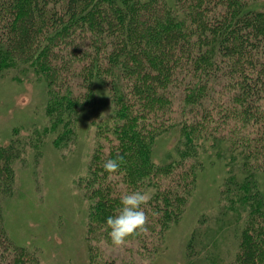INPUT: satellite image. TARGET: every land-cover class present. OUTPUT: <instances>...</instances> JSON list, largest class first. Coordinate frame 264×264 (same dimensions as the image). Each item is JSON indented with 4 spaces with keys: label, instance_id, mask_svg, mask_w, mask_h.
Segmentation results:
<instances>
[{
    "label": "trees",
    "instance_id": "1",
    "mask_svg": "<svg viewBox=\"0 0 264 264\" xmlns=\"http://www.w3.org/2000/svg\"><path fill=\"white\" fill-rule=\"evenodd\" d=\"M264 0H0V78L33 79L44 91L45 122L13 129L0 144V264H41L3 225L17 161L41 156L49 141L71 148L96 103L84 195L89 201L88 264H102L111 241L106 220L120 198L150 191L148 232L160 239L178 221L205 169V146L227 167L217 211L194 229L185 264H264ZM175 132L174 153L157 161L161 137ZM203 151V152H205ZM123 157L118 173L104 164ZM204 222V221H203ZM232 251L229 254V245ZM104 264H114L104 261ZM119 264H135L120 261Z\"/></svg>",
    "mask_w": 264,
    "mask_h": 264
},
{
    "label": "rangeland",
    "instance_id": "2",
    "mask_svg": "<svg viewBox=\"0 0 264 264\" xmlns=\"http://www.w3.org/2000/svg\"><path fill=\"white\" fill-rule=\"evenodd\" d=\"M255 6L263 7L264 1ZM42 86V85H41ZM33 79L15 82L0 78V144H7L13 129L20 127V136L32 126L45 122L44 91ZM111 113L106 89L99 86L96 103L87 111L78 129V141L71 148L58 149L47 141L38 158L29 154L16 164L13 190L2 201L3 225L17 244L33 248L41 264H88L87 224L89 201L84 195L89 161L95 144V121ZM177 134L160 138L155 149L157 161L174 153ZM202 158L205 169L182 217L174 222L160 239L145 238L142 246L137 238L125 246L111 241L99 243V260L128 261L135 264H185L186 247L194 229L205 226L217 211L227 167L215 157L211 146H205ZM205 151V152H203ZM264 192V169L257 172ZM204 221V222H203ZM231 244L229 252L232 251Z\"/></svg>",
    "mask_w": 264,
    "mask_h": 264
},
{
    "label": "clouds",
    "instance_id": "3",
    "mask_svg": "<svg viewBox=\"0 0 264 264\" xmlns=\"http://www.w3.org/2000/svg\"><path fill=\"white\" fill-rule=\"evenodd\" d=\"M123 162L122 156L109 159L104 164V169L110 174L118 173ZM152 198L150 191L135 190L121 196L122 207L109 216L106 224L111 242L116 247L125 246L130 237H136L148 232V216L144 210Z\"/></svg>",
    "mask_w": 264,
    "mask_h": 264
}]
</instances>
